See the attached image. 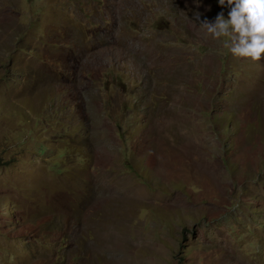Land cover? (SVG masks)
<instances>
[{
  "label": "rangeland",
  "instance_id": "rangeland-1",
  "mask_svg": "<svg viewBox=\"0 0 264 264\" xmlns=\"http://www.w3.org/2000/svg\"><path fill=\"white\" fill-rule=\"evenodd\" d=\"M218 0H0V264H264V60Z\"/></svg>",
  "mask_w": 264,
  "mask_h": 264
},
{
  "label": "clouds",
  "instance_id": "clouds-1",
  "mask_svg": "<svg viewBox=\"0 0 264 264\" xmlns=\"http://www.w3.org/2000/svg\"><path fill=\"white\" fill-rule=\"evenodd\" d=\"M230 9L217 14L214 22L204 20L202 28L213 39L228 37L224 42L236 58L250 59L254 63L264 60V0H218Z\"/></svg>",
  "mask_w": 264,
  "mask_h": 264
}]
</instances>
